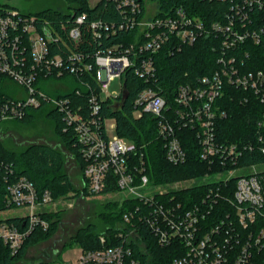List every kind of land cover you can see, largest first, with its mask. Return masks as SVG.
I'll return each mask as SVG.
<instances>
[{
  "label": "built area",
  "instance_id": "obj_1",
  "mask_svg": "<svg viewBox=\"0 0 264 264\" xmlns=\"http://www.w3.org/2000/svg\"><path fill=\"white\" fill-rule=\"evenodd\" d=\"M114 1L122 15L118 29H135L133 41L129 45L117 41L105 49H96L93 62L85 59L83 52L72 49L63 54L52 52L51 45L66 43L56 28L36 14L0 4V74L26 90L23 99L0 101V123L22 118L28 108L46 101L62 112L65 128L76 136L87 190L91 194L102 193L112 182L116 191L124 195L123 199L139 202L136 209L123 212L122 221L114 231L98 235L99 246L81 248L76 261L44 260L43 264H141L133 250V245L143 247L141 225L149 229L159 245L174 244L177 254L170 264H262L264 168L261 165L264 163L237 165L243 150H251L254 143L218 140L213 104L222 92L223 80L251 90L264 103V72L262 69L241 71L233 54L227 58L220 55L217 69L199 76L193 83L177 86L172 111H166L165 96L149 83L156 78L153 55L164 45L172 52L177 41L191 44L198 37L213 33L225 53L246 40L264 41V0H229L222 18L209 24L198 15L189 14L182 5L176 6L172 13L161 14L153 0V12L144 15L145 0ZM85 16L84 13L75 16V24L68 29V36L76 45L81 39L80 24ZM102 26L101 21L90 23L94 37ZM128 68L146 83L134 97L138 107L135 113L148 111L159 116L157 129L163 139L166 160L172 164L186 160L187 153L177 130L190 127L197 139V153L211 172L200 179L154 183L144 172L141 153L137 164L131 161L134 144L110 133L109 128L115 127L114 120L108 128L107 119L100 122L96 116L99 99L109 98L113 104L123 99L126 91L123 77ZM81 72L92 73L98 84L97 91L89 89L85 108L71 104L68 97L49 96L36 87V81L41 78ZM115 78L119 79L121 89L107 92L108 83ZM84 85L90 87L88 83ZM258 123H264V113ZM257 141V147L264 153L261 133ZM194 183L213 186L187 206L173 191ZM53 202L49 189L39 191L23 175L8 181L4 204L7 208H24L26 212L11 216L17 217L21 226L9 220L11 217L0 218V241L12 253L16 252L31 230L47 228L48 222L42 214L49 211L47 208Z\"/></svg>",
  "mask_w": 264,
  "mask_h": 264
},
{
  "label": "trees",
  "instance_id": "obj_2",
  "mask_svg": "<svg viewBox=\"0 0 264 264\" xmlns=\"http://www.w3.org/2000/svg\"><path fill=\"white\" fill-rule=\"evenodd\" d=\"M142 1V0H141ZM158 3L159 13H172L174 8L182 5L191 15H198L206 24L221 19L223 11L229 7V0H155ZM66 7L61 10L58 8H45L36 12V14L47 21L51 28H56L66 43L51 45L52 52L65 53L69 50L83 52L85 59L93 62L92 55L96 49H105L113 43L121 42L129 45L133 41L135 29H118V23L122 18L119 13L118 5L114 0H99L93 6H90L88 0H66ZM84 13L86 16L83 23L80 24L82 31L81 39L76 45L68 36V29L75 24V16ZM101 21L103 26L99 29L97 36H93L90 23ZM106 25V26H105ZM219 36V35H218ZM172 52L167 51V46L153 55L155 57L156 78L150 81V85L158 90L166 98V111H172L174 105V95L177 86L180 83L195 82L203 74H210L219 67L218 56L223 55L226 58L233 54L235 65L241 71L261 70L264 72V41L255 43L252 40H246L236 47H231L223 52L220 46V40L213 33L202 35L195 39L191 44L175 42ZM8 77V76H7ZM5 75L0 74V101L5 99H23L26 96L25 87L19 85L25 93L13 96L3 91V86L7 79ZM126 86V95L117 104L109 98L99 99V110L96 116L103 122L105 119L114 120L115 133L133 143L136 147L130 155L133 163H138V155L141 153L145 169L144 172L154 183H173L183 179H200L206 172H211L207 163L199 157L198 143L195 139L194 131L190 127H183L177 130L181 144L184 147L187 157L184 162L172 164L164 156L163 139L158 134L157 121L159 116H155L148 111H141L140 115L135 112L138 109L133 100L137 92L143 88L146 83L143 79L136 77L128 68L124 74ZM10 79V78H8ZM62 79L60 84L52 85L51 82ZM66 81H63V80ZM11 80V79H10ZM68 80V81H67ZM13 81V80H12ZM39 81H41L39 83ZM222 92L214 101V110H216V137L220 141L243 143L250 141L254 147L243 150L238 159L237 165L247 166L249 164L264 163V153L257 147L259 142L257 136L261 133L264 137V123L259 125L264 113V103L260 102L251 90L243 89L240 86L223 80ZM14 82V81H13ZM43 82L45 84H43ZM88 83L90 87H85ZM17 84V83H16ZM43 84V85H42ZM42 86L53 90L60 88L56 93L50 94L41 89ZM98 84L92 73L85 72L79 74H66L60 77L49 76L36 81L37 89L44 91L49 96L68 97L70 103L87 106L86 97L90 91H97ZM89 89H91L89 91ZM76 90L78 93H76ZM28 110H45L46 115L53 119V131L55 135L63 142L67 152L74 158L81 174L82 182L79 188H74L73 183L67 173L64 171L65 153L52 145L33 142L20 150L8 148L0 139V210L7 208L4 204L7 182L17 176L23 175L30 179L35 187L41 191L49 189L53 200L66 196L69 192L74 195L91 194L84 184L82 173L83 160L79 153V144L76 136L71 130L65 128L63 114L53 105L46 101L40 102L38 107H30L26 110L19 120H28L33 117ZM264 143V141H263ZM219 167H214L216 170ZM223 169V167H220ZM233 180L230 179V185ZM211 183H194L183 189L174 190L176 197L184 200V203L190 205L199 194L204 193ZM113 183L103 190L102 193L116 191ZM139 202L132 198H124L109 203V208L99 213V218L104 223L102 230L98 225L88 223L77 228L75 234L70 237L69 242H74L82 248H94L99 246L98 235L111 233L122 221L123 212L136 209ZM136 213V212H135ZM42 216L47 220L46 229L37 227L28 234L20 248L12 253L6 244L0 241V264H15L23 258L26 250L32 244L40 240L47 239L53 234L59 222L60 212L46 211ZM136 214L133 220L136 219ZM9 220L18 222L17 217H11ZM21 226V222H18ZM140 238L143 241V247L139 249L133 245L135 256L141 264H170L172 258L177 254L174 244L161 246L156 243L149 229L141 225ZM264 258V250L260 254ZM45 261H38L35 264H43ZM264 264V261L262 262Z\"/></svg>",
  "mask_w": 264,
  "mask_h": 264
},
{
  "label": "rangeland",
  "instance_id": "obj_3",
  "mask_svg": "<svg viewBox=\"0 0 264 264\" xmlns=\"http://www.w3.org/2000/svg\"><path fill=\"white\" fill-rule=\"evenodd\" d=\"M97 0H88L89 4H94ZM153 0H145V14L153 12ZM0 4L7 7H14L24 13L36 12L45 8H58L63 10L67 2L66 0H0ZM63 81H66L65 79ZM68 81V80H67ZM3 91L16 96L19 93H25L18 84L12 80H5ZM41 81H39L40 83ZM62 79L51 82L52 85L60 84ZM43 84H45L43 82ZM42 84V85H43ZM41 89L50 94L56 93L60 88L49 89L42 86ZM121 84L119 79L115 78L107 85V92L119 91ZM33 117L28 120L9 119L0 123V139L10 149L20 150L26 145L33 142L45 143L52 145L65 153L64 171L67 173L74 188H79L82 185V174L74 161V158L67 152L63 142L55 135L53 131V119L46 115L45 110L33 111L28 110ZM113 119H107V125ZM110 133H115L114 129L109 128ZM264 168V165H261ZM188 184V183H185ZM184 183L182 185H185ZM124 195L119 191L110 193H95L85 195H74L69 192L66 196H62L54 200L48 206V210L60 212L59 222L55 231L50 237L40 240L29 246L25 255L15 264H35L43 260H58V261H76L77 256L81 252V246L74 242H69L77 228L88 223L98 225L102 230L104 223L99 218V213L106 211L109 208V203H113L123 199ZM26 210L21 207H11L0 211V218L21 215Z\"/></svg>",
  "mask_w": 264,
  "mask_h": 264
},
{
  "label": "water",
  "instance_id": "obj_4",
  "mask_svg": "<svg viewBox=\"0 0 264 264\" xmlns=\"http://www.w3.org/2000/svg\"><path fill=\"white\" fill-rule=\"evenodd\" d=\"M125 95H126V91L123 92V97H125Z\"/></svg>",
  "mask_w": 264,
  "mask_h": 264
}]
</instances>
